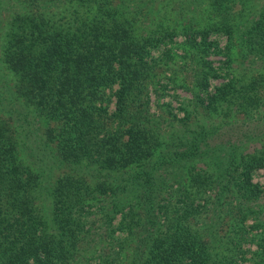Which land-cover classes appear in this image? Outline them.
Instances as JSON below:
<instances>
[{
    "label": "trees",
    "instance_id": "16d2710c",
    "mask_svg": "<svg viewBox=\"0 0 264 264\" xmlns=\"http://www.w3.org/2000/svg\"><path fill=\"white\" fill-rule=\"evenodd\" d=\"M261 168L264 0H0V264H264Z\"/></svg>",
    "mask_w": 264,
    "mask_h": 264
},
{
    "label": "rangeland",
    "instance_id": "374dc122",
    "mask_svg": "<svg viewBox=\"0 0 264 264\" xmlns=\"http://www.w3.org/2000/svg\"><path fill=\"white\" fill-rule=\"evenodd\" d=\"M218 37V40L220 41L219 44L221 46H224L226 44V41H227V38L226 36H217ZM215 38V37H214ZM213 38V39H214ZM155 55L159 54V51H155L154 52ZM209 59H212L214 61V65L215 66H218L220 64V60L222 59V57L220 55H213L212 57H209ZM221 74H223V72H221ZM224 80L222 78H219V79H213V87L217 84H219L220 82H223ZM212 89V86L210 87V90ZM171 93H173V90L171 91ZM177 93H179L182 97L184 96H190L189 93H186L184 91H182L181 89L177 91ZM167 100L170 99V97H167L166 98ZM178 103L175 102V106H177ZM111 109H114V105L112 104L111 106ZM253 181L255 183H259L262 187H264V168H261V169H258L256 172H254V175H253ZM249 223H252V220H250ZM254 248V247H253ZM248 257H249V253L247 254ZM244 264H248V262L244 261L243 262Z\"/></svg>",
    "mask_w": 264,
    "mask_h": 264
}]
</instances>
